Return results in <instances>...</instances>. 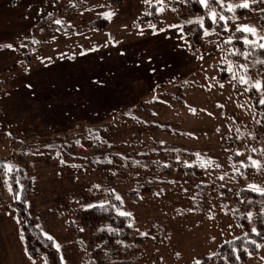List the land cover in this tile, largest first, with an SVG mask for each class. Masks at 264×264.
Masks as SVG:
<instances>
[{
	"label": "rangeland",
	"instance_id": "1",
	"mask_svg": "<svg viewBox=\"0 0 264 264\" xmlns=\"http://www.w3.org/2000/svg\"><path fill=\"white\" fill-rule=\"evenodd\" d=\"M154 4L158 24H140ZM201 5L227 21L210 0ZM172 12L163 0H0V176L30 167L27 208L61 264H95L75 235L87 194L111 195L130 214L129 239L109 248L107 264L200 263L256 231L252 209L238 211L247 230L233 211L240 189L264 193L263 148L248 139L264 64L248 72L222 44L240 30L262 46L264 23L258 12L230 17L225 34L205 30L193 51L180 25L192 32L202 17ZM3 195L13 198L8 183ZM19 226L0 210V264H45L27 257ZM239 264H264V241Z\"/></svg>",
	"mask_w": 264,
	"mask_h": 264
},
{
	"label": "trees",
	"instance_id": "2",
	"mask_svg": "<svg viewBox=\"0 0 264 264\" xmlns=\"http://www.w3.org/2000/svg\"><path fill=\"white\" fill-rule=\"evenodd\" d=\"M163 1L169 5V8L173 11L172 15L177 21L189 17H202V24L197 23L192 32L188 30L187 24L182 22L180 25L181 32L193 51L201 45V38L205 30L215 28L221 34H225L224 26L230 17H243L250 15L252 12H258L261 17V23H264V0H231L239 3V5L230 10L220 7L215 4L214 0H210L227 20L217 22H213L208 16L203 15V8L199 0ZM108 2L116 6L121 5V0H108ZM245 4L248 6L244 7ZM158 6L159 4H154L147 8V13L143 16L140 24L144 26L148 23L158 24L156 17ZM106 22V20L101 19L98 22H94L91 27L102 30L107 24ZM132 26L136 27L139 25ZM244 40H252L251 35L247 32L236 30L231 34V41L228 43L224 42L222 46L228 47L230 50L233 48L238 50L239 55L237 58L231 53L230 57L245 65L247 67L245 70L248 72L260 70L264 64L261 63V61H264V48L258 43H245ZM244 55H246L247 59L244 58ZM218 80H228L225 70H222ZM251 94L255 120L251 126L248 139L252 147L255 146L260 149L262 146L264 153V104L260 103L262 99L258 98L254 90L251 91ZM231 140V143L237 144L235 140ZM245 162L248 163L247 161ZM161 168L163 171H167L164 166ZM191 169L185 167L179 172L191 174ZM243 169L249 171L252 167H244ZM29 170V166L22 165L9 177H7L6 173L0 176V210L14 212L19 220L22 242L30 258L41 257L45 264H61L53 242L43 236L33 224L31 219L32 211L27 208L26 203L32 187ZM192 175L198 176L199 173ZM5 183L9 184L13 195L10 202H6L3 195ZM81 201L85 207L79 208L76 213L80 224V228L75 233L77 242L84 249H91V256L94 257L91 260L95 264H107L106 258L110 255H107L109 248L115 249L119 241L129 239L131 220L129 217L119 213L121 208L119 201L111 195L101 198L99 195L87 194L82 196ZM235 202L236 209L233 211V215L245 230H247V223L244 217L239 215L238 211L240 209H252L255 212L254 223L256 231L246 232L236 239L223 243L218 247L213 257H206L200 263L193 262L192 264H239L244 262L251 254H255L261 247L264 241V193L240 189ZM70 228L74 229L72 226Z\"/></svg>",
	"mask_w": 264,
	"mask_h": 264
},
{
	"label": "snow or ice",
	"instance_id": "3",
	"mask_svg": "<svg viewBox=\"0 0 264 264\" xmlns=\"http://www.w3.org/2000/svg\"><path fill=\"white\" fill-rule=\"evenodd\" d=\"M201 3H206V0H201ZM248 5L245 4L244 7H247ZM111 14H109V17L110 18ZM245 31H254L253 29H245ZM247 42V41H245ZM8 47H11V45H8ZM262 47H264V45H262ZM261 63H264V61H261ZM257 87L259 88V85H257ZM261 104H264V99H262L260 101ZM10 170V169H9ZM121 215H130V214H127V213H121ZM49 239H51V237H49Z\"/></svg>",
	"mask_w": 264,
	"mask_h": 264
},
{
	"label": "crops",
	"instance_id": "4",
	"mask_svg": "<svg viewBox=\"0 0 264 264\" xmlns=\"http://www.w3.org/2000/svg\"><path fill=\"white\" fill-rule=\"evenodd\" d=\"M25 249V248H24ZM25 253H26V251H25ZM27 254V253H26ZM27 257L28 258H30L28 255H27ZM31 260H35L36 258H30Z\"/></svg>",
	"mask_w": 264,
	"mask_h": 264
}]
</instances>
